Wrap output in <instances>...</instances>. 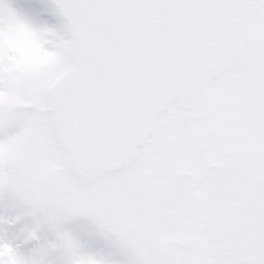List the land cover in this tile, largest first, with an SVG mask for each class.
Instances as JSON below:
<instances>
[{"label": "snow or ice", "instance_id": "6c2138e0", "mask_svg": "<svg viewBox=\"0 0 264 264\" xmlns=\"http://www.w3.org/2000/svg\"><path fill=\"white\" fill-rule=\"evenodd\" d=\"M0 264H264V0H0Z\"/></svg>", "mask_w": 264, "mask_h": 264}, {"label": "rangeland", "instance_id": "374dc122", "mask_svg": "<svg viewBox=\"0 0 264 264\" xmlns=\"http://www.w3.org/2000/svg\"><path fill=\"white\" fill-rule=\"evenodd\" d=\"M13 45L22 50L31 52L37 59H43L44 54H42L37 47L34 46L30 37L26 33H20L13 40Z\"/></svg>", "mask_w": 264, "mask_h": 264}]
</instances>
